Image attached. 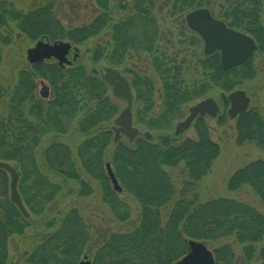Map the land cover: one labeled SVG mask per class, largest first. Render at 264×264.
<instances>
[{
	"label": "trees",
	"instance_id": "obj_1",
	"mask_svg": "<svg viewBox=\"0 0 264 264\" xmlns=\"http://www.w3.org/2000/svg\"><path fill=\"white\" fill-rule=\"evenodd\" d=\"M112 1L94 0L100 11L97 16L87 25L68 29L55 17L50 2L25 14L8 10L2 4L0 28L7 27L11 21L18 30L33 38L52 42L66 40L76 46L99 38L94 46L86 48L92 61L123 70L126 62L139 54H147L154 73L161 80V106L156 114L152 112V79L133 74L131 86L142 104L134 124L162 135L155 136L156 141L136 139L131 146L122 141L113 143L107 129L117 108L105 95L106 84L97 76L89 75L82 65L59 67L41 63L19 73L12 94L7 96L8 113L0 118V159L19 162L24 175L37 181L33 188L39 192L42 175L36 166L35 150L39 138L51 136L45 150L47 170L64 179L79 181L71 149L60 141L76 129L85 136L76 148V155L85 173L101 180L104 200L116 219L126 220L130 211L108 187L103 173L104 154L109 144L115 146V151L108 160L123 192L132 196L141 208L139 225L133 231L111 233L106 239L103 250L109 253L110 264H171L186 254L188 240L207 246L208 242L227 238L245 245L243 250L251 261L256 254L254 245L264 240V215L256 209L226 198L201 203L194 196H187V188L180 190L181 197L171 207L164 225L160 209L175 194L164 167H176L183 162L188 178L185 186L191 187L209 173L219 154L218 144L209 137L203 121L196 123V139L164 135L168 131L166 127L181 118L185 106L213 94L211 90L229 92L244 79H252L254 54L242 65L228 70L221 68L218 52L203 54L197 61L198 77L188 83L184 77L185 57L178 60L176 54H168L159 44L163 34L156 15L166 10L168 17H179L205 7L228 27L250 34L256 40L258 51L264 47V0H115L111 5ZM216 5L221 9L215 10ZM103 35H108V39L102 41ZM35 77L46 80L51 88L50 96L43 100L33 95ZM223 119L224 116L219 118V122ZM237 121L238 142L249 140L264 147V122L257 111L248 110ZM40 130L43 134H38ZM10 148L13 156L8 153ZM43 185L49 204L62 187L50 182L47 176L43 178ZM241 186H248L264 203V160L249 162L233 173L228 181L229 189ZM33 188L24 193L30 205L34 199ZM231 247L228 244L212 250L216 264H233L235 254ZM258 257L264 259V247Z\"/></svg>",
	"mask_w": 264,
	"mask_h": 264
},
{
	"label": "rangeland",
	"instance_id": "obj_2",
	"mask_svg": "<svg viewBox=\"0 0 264 264\" xmlns=\"http://www.w3.org/2000/svg\"><path fill=\"white\" fill-rule=\"evenodd\" d=\"M48 2L52 4L55 17L66 29L69 27L87 25L100 12L94 0H0V6L4 4L5 6H3L8 10L14 9L25 14ZM110 3L111 5L115 4V0ZM220 9L221 7L216 5L215 10L218 11ZM185 15L186 14L184 13L179 17H168L166 10H164L156 16L158 25L163 34L161 36V42L159 43L161 48L167 50L168 54H176L178 60L185 57L186 65L184 68V77L187 82L190 83L199 75L197 61L201 58V55H203L204 44L202 39L188 28L185 22ZM100 37L101 40L104 41L105 39H108L109 36L103 35ZM40 39L42 38H33L30 35L21 32L15 27V23L11 21L7 23V27L0 28V93H2L3 97L0 100V118L8 113L7 96L12 94L17 84L19 73L31 70L32 65L29 64L26 59L27 49L32 47L35 42ZM42 40L52 42L48 39ZM98 40L99 38L94 39L84 45L76 46L72 44L77 48L78 55L73 59V49L68 54V60L71 61V66L82 65L85 67L89 75H92V69L106 66L104 65V62H93L90 58V54L86 51V48L94 46ZM44 63L56 64V61L49 59ZM252 66L255 69L254 77L247 81L244 79L242 84L236 88L244 89L250 94L251 102L248 110L257 111L264 122V47L262 50H258L254 53ZM124 68L125 70L122 68L118 69L126 76L130 83H132L134 78L133 74L135 73L138 76L141 74L140 76H148L152 79L154 82L152 112H155L156 114L161 106V99L159 97L161 80L158 75L154 73L150 64V58L145 53L139 54L138 57L135 56L133 60L126 62ZM34 79L36 80V83H38V92L41 93L42 90L46 89L50 96L51 88L48 82L46 80H40L38 77H35ZM105 86L106 97L110 98L111 103L117 108L116 116L124 108L125 101L113 96L110 87L108 85ZM220 92L221 91L211 90V93L213 94L208 96L217 97ZM133 93L135 96L133 112L136 115L137 111L142 108V104L134 89ZM187 107L188 105L185 106L183 115L180 119L186 116ZM221 115L224 116L222 122H219L218 118L206 117L204 119V123L209 129V137L212 141L216 142L219 147V154L213 160L208 174L194 182L191 187H186L185 181L188 178L185 174L183 162L179 163L176 167H164L165 171L170 176L175 194L170 203L160 209V216L163 225L167 221L171 207L181 197L180 190L183 188L188 189V197L194 196L198 202L204 203L210 200L225 198L233 199L247 204L264 215V203L260 202L248 186H241L235 190H230L228 187V181L235 171L244 167L249 162L259 159L264 160V147H260L254 141L249 140L238 142L239 121H237V119L239 117L229 119L226 114V107ZM175 123L176 121L166 127L168 131H165L164 135L173 137ZM139 128L145 130L142 127ZM69 134L68 137L63 138L60 141L67 144L71 149L74 168L78 173L79 178L87 183V187H83L84 191L81 190V186L75 181L65 180L60 175L49 172L41 164L43 163V150L47 148L51 141V137H46V139L44 138L41 142L36 150V160L39 167L44 169L49 180L62 187L61 191L55 197V199L57 198L59 200L56 211L64 213L71 208H76L90 227L89 231L91 239L87 243L85 250L90 258H92L93 254L97 252L102 244L103 239L109 233H128L133 231L139 225L141 208L139 203L132 196L122 191L120 198L128 205L130 214L124 221H120L114 217L111 209L101 201V188L99 182L93 179L91 175L85 173L80 160L76 155V148L85 137L76 129H72ZM157 135L162 134L154 133V136L157 137ZM185 138H197V132L194 127L190 128L180 137V139ZM155 139L156 138H154V140ZM114 151L115 146L109 144L104 154V161H109L108 159L111 158ZM112 169H114L113 166ZM103 171L105 173L104 168ZM68 188H74V191L71 194L64 193ZM87 190L89 192H87ZM48 217H50V215L47 214V218ZM228 244L232 246L231 248L235 254L233 264H264V259L258 257L259 251L264 247V240L261 243L254 245L256 254L252 257L251 261L250 256L246 255L243 250L245 245L237 243L233 238L222 239L217 242H208L207 247L213 250L214 248H219Z\"/></svg>",
	"mask_w": 264,
	"mask_h": 264
},
{
	"label": "water",
	"instance_id": "obj_3",
	"mask_svg": "<svg viewBox=\"0 0 264 264\" xmlns=\"http://www.w3.org/2000/svg\"><path fill=\"white\" fill-rule=\"evenodd\" d=\"M185 22L188 28L197 33L203 40L204 55L209 56L219 52L220 65L223 70L240 66L256 51L257 46L253 37L228 27L224 21L213 17L205 7L196 8L186 13ZM72 49L74 51L73 59H75L78 50L71 42H48L40 39L27 49L26 59L30 64H38L52 58L56 60L59 66L70 65L71 61L67 57ZM92 72L110 86L113 96L123 99L126 103L124 108L114 117L109 127L113 133V141L116 143L119 140H124L132 145L133 141L140 137L146 140L153 139L154 136L150 131H142L133 124L132 106L134 96L127 78L117 68L111 66H101L92 69ZM226 102L230 104L227 110L228 117L233 119L247 111L250 98L246 90L235 89L228 93L220 92L217 97L209 96L201 99L190 105L188 114L175 124L174 136L177 138L188 130L197 116L216 117L221 110V104ZM0 167L5 168L11 174V200L26 214L16 190L18 172L6 162L0 161ZM105 169L113 188L116 191H121L110 162L105 163ZM69 191L71 192V190ZM55 203L49 209H52ZM187 245V253L171 264H216L213 253L204 243L189 240Z\"/></svg>",
	"mask_w": 264,
	"mask_h": 264
},
{
	"label": "flooded vegetation",
	"instance_id": "obj_4",
	"mask_svg": "<svg viewBox=\"0 0 264 264\" xmlns=\"http://www.w3.org/2000/svg\"><path fill=\"white\" fill-rule=\"evenodd\" d=\"M44 62L45 61L41 63ZM93 75L97 76L96 74ZM34 86L35 88L33 95L36 97L35 99L43 100L49 96L46 89L42 90L41 93L38 92V83H36V80ZM246 93L251 99L250 94H248L247 91ZM228 106L229 102L221 104L220 113L215 118H221V113H223L225 107L227 110ZM133 117L135 118L134 112ZM206 117L208 116H197L190 128H195L196 123L199 120L204 122V119ZM238 117L240 116L238 115L236 118ZM188 130H186L184 133H186ZM107 131L110 130L107 129ZM142 131H146V129ZM150 132L154 134L152 131ZM41 133L42 131L40 130L38 134ZM46 137L39 138L38 147L40 146L43 139H46ZM180 137L181 135L178 138ZM153 138H155V136ZM147 141H154V139ZM38 147L36 148V150L38 149ZM45 150L46 148L43 150V163L41 164L45 169H47L45 162ZM8 153L13 156V148H10L8 150ZM0 161L6 162L11 167H13L16 172H18L16 190L20 197V201L26 211V214L23 213L11 200V174L5 168L0 167V264H81L85 262L88 264H110L109 253L105 252L103 248L107 246L106 239L111 233H109L103 239V242L98 248L97 252H95L92 258H90L85 250L87 243L91 239L89 231L90 227L85 222L84 217L76 208H71L64 213H61L59 211H56L59 203V200L57 198H54L49 204L46 203V191L43 185V178H45L46 174L44 169L39 167L37 160L36 166L38 167L42 175L39 181L41 185V189L39 190V192L36 191L35 188H33L37 181L35 182L33 178L29 177V175H24V171L19 162H17L16 160L1 159ZM105 163L103 165L105 173L104 171L103 173L106 177L107 185L113 192L117 194L121 204L126 205V203L120 198L123 188L121 187L119 182L118 183L121 187V191H116L113 188V185L106 173ZM76 174L78 175L77 172ZM91 176L93 179L99 182L101 188L102 203L106 204L111 209L110 205L104 200V189L101 180L96 178L93 174H91ZM75 182L78 183L79 186H81V190H83V187H87V183L82 179H80L79 181L76 180ZM31 187L33 188L31 196H33L34 199L30 205L28 204V202H26L24 193L29 191ZM69 190H71V192ZM73 191L74 188H68V190L64 193L71 194ZM87 192L89 191L87 190ZM53 203H55L54 207L52 209H49V207H51ZM47 214L50 215V217L47 218Z\"/></svg>",
	"mask_w": 264,
	"mask_h": 264
}]
</instances>
